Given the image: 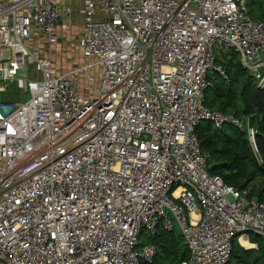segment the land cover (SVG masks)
<instances>
[{
	"label": "built area",
	"instance_id": "built-area-1",
	"mask_svg": "<svg viewBox=\"0 0 264 264\" xmlns=\"http://www.w3.org/2000/svg\"><path fill=\"white\" fill-rule=\"evenodd\" d=\"M85 4L89 61L60 72L52 47L72 8L0 0V93L18 81L29 94L0 99V264H153L175 222L181 264H228L237 240L264 239V200L209 171L197 128L234 125L257 149L204 94L232 52L264 89V19L246 0Z\"/></svg>",
	"mask_w": 264,
	"mask_h": 264
},
{
	"label": "trees",
	"instance_id": "trees-1",
	"mask_svg": "<svg viewBox=\"0 0 264 264\" xmlns=\"http://www.w3.org/2000/svg\"><path fill=\"white\" fill-rule=\"evenodd\" d=\"M246 4L254 19H264V0H246ZM217 62L224 66L228 76L224 78L216 73L209 76L212 84L205 91L204 102L212 110H222L238 117L244 113H254L255 116L250 119L257 128V149L248 132L234 125L219 127L208 121L207 124H200L197 132L202 150L208 158L209 171L243 192L256 175L264 176V89L257 85L255 77L242 66L236 53L221 56ZM217 83L221 90H217ZM250 167L253 168L251 174ZM248 195L264 200V189L256 196H252L253 191ZM255 235L262 238L252 233L251 241ZM153 241L158 248L153 264H181L189 258V248L182 234L162 230ZM242 249L237 240L228 264H252L246 256L250 252L245 249L241 253Z\"/></svg>",
	"mask_w": 264,
	"mask_h": 264
},
{
	"label": "rangeland",
	"instance_id": "rangeland-1",
	"mask_svg": "<svg viewBox=\"0 0 264 264\" xmlns=\"http://www.w3.org/2000/svg\"><path fill=\"white\" fill-rule=\"evenodd\" d=\"M79 38H80V25L74 27L73 31L68 33L61 32L59 35L58 42L54 45L56 50L53 52L51 57L54 67L60 72H67L71 69L78 68L84 66L86 58L83 56L82 50L79 46ZM32 45V44H31ZM5 56L7 59L11 56V51L9 48H5L4 50ZM55 53V54H54ZM85 63V64H84ZM69 68V69H68ZM36 71L35 66L29 65L27 71L20 70L18 73L19 77H25L26 73L29 77H31ZM86 74L84 72L80 73V79L82 81L85 80ZM214 83V82H213ZM212 84V83H211ZM217 90H221V87L216 84ZM29 97L26 90L19 85L18 81L12 82L6 87V89L0 93V99L5 100H12L16 102H22L26 98ZM255 114L248 115L246 113L241 114L240 124H242L243 128H247L248 126H252L257 133V128L255 125L251 123V117H254ZM208 121H202V124H207ZM257 135V134H256ZM255 135V141H256ZM254 138V136L252 135ZM252 169L250 167L249 174L252 173ZM264 189V176L256 175L255 178L250 182L246 191H243L246 194H249L250 191H253L254 195H258V193ZM175 232L177 234L181 233V228L178 223L175 222ZM252 235V234H251ZM252 247H247L244 244L240 243L242 249L240 252L242 253L243 250H248L250 253L246 254L249 261L252 264H264V239L261 237H252V241L250 240ZM261 259V260H259ZM233 263V261H232Z\"/></svg>",
	"mask_w": 264,
	"mask_h": 264
},
{
	"label": "crops",
	"instance_id": "crops-1",
	"mask_svg": "<svg viewBox=\"0 0 264 264\" xmlns=\"http://www.w3.org/2000/svg\"><path fill=\"white\" fill-rule=\"evenodd\" d=\"M57 1L63 6H70L72 8V14L70 16L64 15L56 27V32L58 34V37L61 32L68 33L70 31H73L74 27L77 25H80V36H81L84 32V15H85V6H86L85 0H57ZM31 43L34 47H38L39 49H43L47 47L46 43L40 42L37 39H33ZM52 49L54 52L56 50V47L53 45ZM88 61L89 59H86L85 63H87Z\"/></svg>",
	"mask_w": 264,
	"mask_h": 264
},
{
	"label": "bare ground",
	"instance_id": "bare-ground-1",
	"mask_svg": "<svg viewBox=\"0 0 264 264\" xmlns=\"http://www.w3.org/2000/svg\"><path fill=\"white\" fill-rule=\"evenodd\" d=\"M193 215H194V218L197 217L196 214H193ZM242 241H243L244 245L247 246V247H252V246H253V245H252L248 240H246L245 238H243Z\"/></svg>",
	"mask_w": 264,
	"mask_h": 264
}]
</instances>
